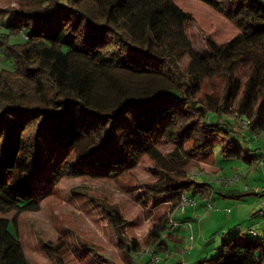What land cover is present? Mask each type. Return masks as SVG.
Here are the masks:
<instances>
[{
	"label": "trees",
	"instance_id": "obj_1",
	"mask_svg": "<svg viewBox=\"0 0 264 264\" xmlns=\"http://www.w3.org/2000/svg\"><path fill=\"white\" fill-rule=\"evenodd\" d=\"M38 1L0 8L7 28L0 45L15 63L5 70L35 81L41 93L25 101L7 90L9 80L0 74V264H29L16 225L24 212L40 209L42 183L54 185L65 175L120 176L146 154L160 159L163 139L182 152L190 144L203 156L214 154L210 137L217 134L225 138L223 157H244L250 140L233 139V126L223 132V121L209 119L232 106L254 136L264 133V0H200L236 29L223 41L207 34L204 56L186 33L187 24L201 20L176 0ZM22 34L23 43L9 41ZM217 75L225 82L222 101L205 102L198 96L202 81ZM194 185L169 175L147 192L170 194L178 206L183 196L192 197ZM105 209L119 226L120 213ZM171 226L170 220L157 226L150 245L163 244ZM241 234L200 264H264V243ZM44 248L60 257L53 243ZM138 251L135 242L130 264H140L133 256Z\"/></svg>",
	"mask_w": 264,
	"mask_h": 264
},
{
	"label": "rangeland",
	"instance_id": "obj_2",
	"mask_svg": "<svg viewBox=\"0 0 264 264\" xmlns=\"http://www.w3.org/2000/svg\"><path fill=\"white\" fill-rule=\"evenodd\" d=\"M22 1L30 5L39 2L1 0L0 8L18 9ZM176 1L201 20V25L191 23L186 26V33L198 54L204 56L209 53L207 34L223 41L235 33V25L204 2ZM4 32H7L6 23L1 19L0 36ZM9 41L15 44L23 43L25 39L23 34L13 35ZM189 61L190 58L185 57L180 62L183 70ZM14 66L7 45H0V74L9 80L10 86L7 90L18 97L22 96L25 101L41 99V93L35 89V81L7 73L5 69L10 70ZM152 84L153 87L156 86L155 82ZM224 87L225 82L221 75L205 78L198 96L205 102L210 101V97L221 102ZM209 119L214 123L223 121V132H227L226 124L233 126L236 131L233 139L246 137L250 140L249 145L245 146L244 157H223L221 142L225 138L217 134L210 137L214 154L203 156L190 149V144L182 152L178 150L177 143L163 139L157 143L160 159L146 154L136 167L120 176L65 175L54 185L42 183L37 192L40 209L24 212L16 225L29 264H58L57 260L60 258L64 264H130L134 260L131 252L135 242L139 245V251L133 256L140 264H144L147 261L144 260L143 253L153 247L150 245L153 230L166 220H170L172 224L171 215L178 208L180 209L174 214L175 218L178 219V215L183 213L177 221L183 225L180 229L179 239L182 244H179L181 249L178 255L181 254L183 261L188 259L187 264L194 263L195 255L204 259L216 257L226 239L241 231L247 232L253 223L261 222L256 229L258 234L255 236L251 233L249 236L264 243V214L261 213L264 210V133L254 136L246 122L238 117L234 106L228 114L221 117L211 113ZM183 160L188 162L184 168L179 165ZM175 166L176 170H172ZM169 175L179 180H193L197 184L190 191L197 206H191L186 214V206L174 205L170 194L159 197L148 195L149 185L159 184ZM206 197H211L213 209H209L206 204ZM105 206L114 207L120 213L122 223L119 226L114 225ZM212 215L220 216L221 220L216 224H208V240L202 238L206 242L202 244L198 229L202 225L201 221ZM183 221H191L194 232L190 227L185 230L187 224ZM228 229L233 231L230 236L225 232ZM178 232L175 231V234ZM192 234L199 238L196 243L205 247L202 254L198 251V246L192 251L194 256L184 254L186 248L193 243L189 239ZM165 235L169 237L167 233ZM241 236H247V233H242ZM47 242L61 248L60 257L45 250L44 244ZM163 262L177 264L179 260L172 256L160 264Z\"/></svg>",
	"mask_w": 264,
	"mask_h": 264
},
{
	"label": "crops",
	"instance_id": "obj_3",
	"mask_svg": "<svg viewBox=\"0 0 264 264\" xmlns=\"http://www.w3.org/2000/svg\"><path fill=\"white\" fill-rule=\"evenodd\" d=\"M223 141V140H222ZM241 142V141H240ZM223 143V142H222ZM222 146H223V144H222ZM221 146V147H222ZM249 155H250V153H248ZM253 159H255L254 157H253ZM209 185V184H208ZM210 186V185H209ZM191 198H193V197H191ZM205 201H206V204L209 206V204L210 203H212V205H213V202H212V199H211V197H206L205 198ZM195 206H197V204L195 205ZM191 207H187L186 206V209H185V214L186 213H188V209H190ZM213 208H214V205H213ZM213 208H210V209H213ZM180 208H178V209H176L175 211H173V213H172V215H171V221H174V222H176V224H174V222H172V226H171V229L168 231V233H167V235H169V237H167L166 235H164L163 236V244H161V245H159L158 247H157V250H158V253L160 254V255H162V257H164L163 258V261H165L166 259H168V258H171L172 256H175V257H177V259L179 260V262L177 263V264H187L188 263V259H186V261H183V259L180 257L181 256V254H180V256L178 255V252L180 251V247H179V244H182V242L180 241V239H179V236H180V229H181V227L183 226L182 224H180L179 222H177L178 220H179V218H181V215L183 214H179L178 215V219H176L175 218V215L174 214H176L177 212H178V210H179ZM262 214H264V213H262ZM221 220V217L220 216H217V215H215V216H211V217H205L202 221H201V227H199V229H198V232H199V234H198V237L200 236L201 238L199 239V238H197V236H195V234L193 235V239L191 238V236L192 235H190V237H189V239H190V241L191 242H193L191 245H190V247L189 248H186L187 250H191V251H189V252H187V250L186 251H184V254L186 255V254H191V256H194L193 254H192V251L198 246V251L200 252V254H202V252H204V249H205V247L204 246H201L200 244H198V243H196V241H197V239H199L200 241H202V244H205L206 242L205 241H203L202 240V238H205L206 240H208L207 239V237H206V232H207V228H208V224H216L217 223V221L218 220ZM183 222H186V221H183ZM212 222V223H211ZM254 222V221H253ZM258 223H261V222H257V223H253L250 227H249V229H248V231L247 232H244V231H241L243 234L245 233H247V236H249L250 234H251V232H250V229L254 226V228H255V230L258 228ZM185 224H187L186 225V229L185 230H187V228H189L190 227V229L192 228L193 229V232H194V225L192 224V222L191 221H187ZM189 225H191V226H189ZM256 225V226H255ZM175 231H179L178 232V234H175ZM263 231H264V229H263ZM225 232H227L226 234H228L227 236H230L231 234H232V229L231 230H227V231H225ZM256 233H257V231H256ZM258 234V233H257ZM256 234V235H257ZM202 235V236H201ZM219 248V247H218ZM190 256V257H191ZM202 256V255H201ZM189 257V258H190ZM144 258V260L145 261H148L149 260V257L148 256H145V257H143ZM191 258H193V257H191ZM194 259H195V261H194V263H189V264H200V262L201 261H203V260H206V259H204L203 257H198V255H195V257H194ZM162 263V262H161ZM163 264H165V262H163ZM167 264H168V262H167Z\"/></svg>",
	"mask_w": 264,
	"mask_h": 264
},
{
	"label": "built area",
	"instance_id": "obj_4",
	"mask_svg": "<svg viewBox=\"0 0 264 264\" xmlns=\"http://www.w3.org/2000/svg\"><path fill=\"white\" fill-rule=\"evenodd\" d=\"M236 178L234 177L233 180H235ZM227 183V182H226ZM197 204L196 200L187 196H183L182 198V202H181V206H195ZM213 208L212 203L209 204V209ZM261 213H264V210H261ZM174 222V221H172ZM174 224H176V222H174ZM191 226V225H189ZM250 232L254 235H256V230L254 228V226L250 229ZM191 238L193 239V235L191 236ZM145 256L149 257V260L144 263V264H160L163 261V257L162 255H160L158 253V250L156 247H152V248H148L144 253Z\"/></svg>",
	"mask_w": 264,
	"mask_h": 264
}]
</instances>
